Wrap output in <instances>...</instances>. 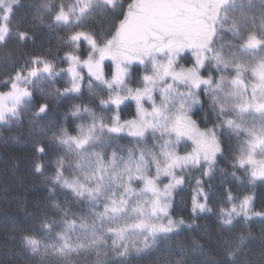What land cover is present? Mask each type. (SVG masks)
<instances>
[{
    "label": "snow or ice",
    "instance_id": "obj_1",
    "mask_svg": "<svg viewBox=\"0 0 264 264\" xmlns=\"http://www.w3.org/2000/svg\"><path fill=\"white\" fill-rule=\"evenodd\" d=\"M18 7L19 0H0V46L35 40L34 33L21 27ZM37 11L41 22L46 13L48 27L65 32L60 38L64 55L49 50L25 58L21 53L10 67L5 65L0 122L19 119L36 93L45 91L42 85L64 75L69 77L66 86L42 97L44 102L35 105V118L51 111L53 92L55 97L82 95L85 80L101 109L97 114L88 104H74L70 115L88 118L77 125L75 134L61 126L52 131L48 143L35 142L38 156L55 154L54 171L45 178L49 192L66 190L86 205L73 211L67 199L53 200L56 216L45 214L38 233L22 236V246L40 258L38 264H88L92 254L94 264H105L109 252L119 258L141 253L161 235L173 233L185 223L169 212L173 192L184 181L177 170L207 165L204 175L211 177L217 154L224 151V131L239 141L232 167L251 169L252 183L264 181V0H129L126 7L122 0H44ZM97 17L109 23L103 33L93 27ZM189 51L191 65H181V54ZM105 60L113 64L110 77L104 71ZM58 62L67 67L59 68ZM133 62L145 66L137 87L129 80ZM209 66L211 71L203 75ZM129 100L135 102L136 113L122 121L120 106ZM205 104L215 122L201 129L190 113ZM113 109V115L103 114ZM125 132L137 143L127 149L113 147L109 154L114 137ZM149 133L158 144L147 145ZM184 138L193 147L180 155L175 149ZM47 166L37 159L34 170L43 174ZM161 177L170 178L162 187ZM196 183L194 213L208 208L202 182ZM235 201L229 189L231 207L220 209L225 225L238 216L264 217V211H254L253 195ZM245 239L240 233L234 243L225 240V255L234 260ZM193 243L203 250L198 241Z\"/></svg>",
    "mask_w": 264,
    "mask_h": 264
},
{
    "label": "trees",
    "instance_id": "obj_2",
    "mask_svg": "<svg viewBox=\"0 0 264 264\" xmlns=\"http://www.w3.org/2000/svg\"><path fill=\"white\" fill-rule=\"evenodd\" d=\"M43 2L44 0H19L16 16L21 20L22 28L34 33L35 40H30L26 45L11 40L6 47L0 46V81L7 73L11 60L19 59L21 53L25 58L33 54H47L49 50L53 55L57 53L61 57L64 55V52L60 50V38L65 32L59 28H49L50 17L46 13L43 22L39 18L40 12L37 10ZM122 2L126 7L129 0H122ZM108 26L109 23L100 17H97L93 25L94 29L101 33L106 31ZM84 48H87L86 44ZM181 55L179 63L190 66L191 52ZM58 67L66 68L67 64L58 62ZM112 69L111 60H105L104 71L109 77ZM129 69L130 85L140 86L138 80L145 74V66L139 62H133ZM210 71L211 66L202 74L207 76ZM83 72L87 76L86 68ZM68 79V75H64L53 82L45 83L42 85L45 91L36 93L31 105L26 106L20 113L19 119H13L7 124L0 122V264H38L40 258L29 255L22 246L21 239L30 231L39 232V222L45 214L49 217L56 216L55 210L51 208L53 200L63 203L67 199L68 206L73 211L86 207L75 201L66 190L58 189L55 195L49 192V184L46 183L45 178L54 171L55 154L38 156L34 151L35 142L48 143L52 131L62 126L75 134L77 125L88 119L72 117L70 115L72 105L88 104L97 114H101L98 98L89 93L86 86L87 80H85L82 95H72L67 98L55 97L53 92L49 97L52 101L51 111L40 118L33 116L35 105L44 102L42 97L55 88H64ZM114 113L115 109L103 114L111 116ZM135 113L134 101H126L120 106L119 115L122 121L132 119ZM190 115L201 129L210 127L211 123L215 122V115H209L207 104L203 107L194 106ZM206 120L209 123H206ZM220 138L224 151L223 154H217L211 177L204 175L207 165L203 168L190 167L183 171L177 170V175L182 176L184 181L173 192L170 214L173 219L182 218L185 223L173 233L158 237L155 245L144 252H132L124 258L109 252L104 258L105 264H175L177 260H183L185 264H264V217L251 216L245 220L243 216H238L233 219L231 225H225L220 214L221 208L231 207V204L227 202L229 189L237 197L235 202L242 199L244 195H253L254 211H264V181L257 179L252 183L249 175L251 169L232 167L233 157L239 150V141L226 131ZM145 141L149 147L159 143L151 138L150 133L146 135ZM136 143L125 132L114 137L112 147H109L107 151L110 154L113 147L121 146L127 149ZM192 147V141L184 138L177 144L176 149L182 153L180 155H183L184 152L192 150ZM123 154L126 155V152ZM37 159L48 165L43 174L34 170ZM197 180L202 182L204 191L207 193L208 208L194 213L192 201L197 189ZM240 233L245 234V243L242 245L241 253L233 260L224 253L226 246L224 241L229 240L234 243ZM193 241L203 245V250L197 248ZM95 258L94 254L89 255L88 264H94Z\"/></svg>",
    "mask_w": 264,
    "mask_h": 264
},
{
    "label": "rangeland",
    "instance_id": "obj_3",
    "mask_svg": "<svg viewBox=\"0 0 264 264\" xmlns=\"http://www.w3.org/2000/svg\"><path fill=\"white\" fill-rule=\"evenodd\" d=\"M227 36V37H226ZM225 36V39L226 40H231V36L230 35H226ZM130 70V69H129ZM219 75L218 73H214V75ZM131 86V85H130ZM132 87V86H131ZM157 103H159V98L157 97ZM145 107L147 108V107H150V104H148V103H145ZM176 151H177V149H175ZM191 151V150H190ZM189 150L187 151V152H190ZM178 152V151H177ZM187 152H184L183 153V155L185 154V153H187ZM179 153V152H178ZM179 154H182V153H179ZM178 176V175H177ZM179 177V176H178ZM164 180V181H163ZM169 180H170V178H167V177H161V181H163V182H161V187L163 186V184H166V183H169ZM173 198V197H172ZM171 209V208H170ZM170 209H169V212H170ZM171 215V214H170Z\"/></svg>",
    "mask_w": 264,
    "mask_h": 264
}]
</instances>
